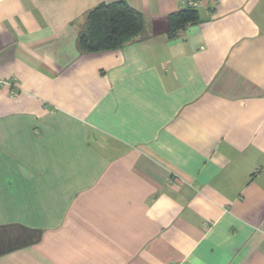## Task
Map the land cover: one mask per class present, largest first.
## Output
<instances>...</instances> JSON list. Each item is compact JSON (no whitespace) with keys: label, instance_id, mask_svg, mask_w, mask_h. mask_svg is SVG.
<instances>
[{"label":"crops","instance_id":"crops-1","mask_svg":"<svg viewBox=\"0 0 264 264\" xmlns=\"http://www.w3.org/2000/svg\"><path fill=\"white\" fill-rule=\"evenodd\" d=\"M115 1L0 0V264H264V0Z\"/></svg>","mask_w":264,"mask_h":264},{"label":"trees","instance_id":"trees-1","mask_svg":"<svg viewBox=\"0 0 264 264\" xmlns=\"http://www.w3.org/2000/svg\"><path fill=\"white\" fill-rule=\"evenodd\" d=\"M200 21L196 8L185 7L169 17L171 35L188 24ZM145 19L125 0L102 3L89 13V30L79 40L83 50L91 53L117 50L141 33Z\"/></svg>","mask_w":264,"mask_h":264},{"label":"built area","instance_id":"built-area-1","mask_svg":"<svg viewBox=\"0 0 264 264\" xmlns=\"http://www.w3.org/2000/svg\"><path fill=\"white\" fill-rule=\"evenodd\" d=\"M182 2L184 3L186 7L197 8L200 5L201 1L200 0H182ZM3 83L8 84L9 86L15 85V82H11V81H5Z\"/></svg>","mask_w":264,"mask_h":264}]
</instances>
